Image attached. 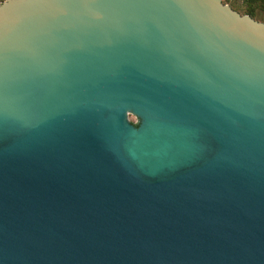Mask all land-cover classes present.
Listing matches in <instances>:
<instances>
[{
  "label": "water",
  "instance_id": "water-1",
  "mask_svg": "<svg viewBox=\"0 0 264 264\" xmlns=\"http://www.w3.org/2000/svg\"><path fill=\"white\" fill-rule=\"evenodd\" d=\"M0 264H264V23L1 2Z\"/></svg>",
  "mask_w": 264,
  "mask_h": 264
},
{
  "label": "trees",
  "instance_id": "trees-1",
  "mask_svg": "<svg viewBox=\"0 0 264 264\" xmlns=\"http://www.w3.org/2000/svg\"><path fill=\"white\" fill-rule=\"evenodd\" d=\"M4 1L0 0V3ZM229 6L241 15H248L258 22H264V19H261L264 17V0H235Z\"/></svg>",
  "mask_w": 264,
  "mask_h": 264
},
{
  "label": "rangeland",
  "instance_id": "rangeland-1",
  "mask_svg": "<svg viewBox=\"0 0 264 264\" xmlns=\"http://www.w3.org/2000/svg\"><path fill=\"white\" fill-rule=\"evenodd\" d=\"M235 0H222V2H224L226 5H230L233 4ZM261 19H264V17H262ZM264 23V22H262ZM127 119L129 122L133 123V124H137L139 122V120L132 114H128Z\"/></svg>",
  "mask_w": 264,
  "mask_h": 264
}]
</instances>
